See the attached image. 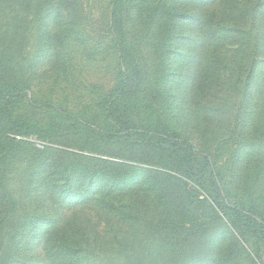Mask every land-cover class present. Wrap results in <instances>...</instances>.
I'll return each mask as SVG.
<instances>
[{"label":"rangeland","instance_id":"374dc122","mask_svg":"<svg viewBox=\"0 0 264 264\" xmlns=\"http://www.w3.org/2000/svg\"><path fill=\"white\" fill-rule=\"evenodd\" d=\"M205 1L130 0L123 19L126 41L134 45L147 33L139 17L145 21L150 9L161 6L172 13L171 39L151 78L164 92L169 120L198 151L197 167L204 175L199 186L179 174L182 181L177 180L160 149L113 146L102 139L115 132L98 105L113 91L117 76L109 68L108 49L117 44L109 30L110 0H0V191L7 196V202L0 199V264H134L133 256L143 263L152 252L158 253L155 264H264V240L242 235L225 213L226 205L248 202L249 190L257 194L264 186V121L259 128L252 116L256 127L244 144L246 111H237L238 98L233 111L225 109L226 101L241 94L238 78H246L238 68L240 54L233 64L235 49L218 50L225 59L218 75L222 86L201 88L199 94L188 88L195 70L200 73L201 67L210 78L209 66L217 60L208 43L197 60L194 55L196 18ZM78 10L88 34L102 39V62L67 46V29ZM142 58L149 64L155 60L147 51ZM105 162L114 165L109 174ZM118 167L123 181L122 175H110ZM211 171L221 182L216 194ZM109 177L118 179L113 187ZM161 187L190 204L180 222L191 226L190 236L173 239L180 245L168 244L172 240L161 231L163 222L179 223L164 217V211L179 212L158 196Z\"/></svg>","mask_w":264,"mask_h":264},{"label":"trees","instance_id":"16d2710c","mask_svg":"<svg viewBox=\"0 0 264 264\" xmlns=\"http://www.w3.org/2000/svg\"><path fill=\"white\" fill-rule=\"evenodd\" d=\"M126 1L130 2V0ZM126 1L110 0L109 2L111 7L109 30L114 34L117 41L116 45L110 41L112 47L108 49V52L113 55V58L109 68L117 72V76L113 91L109 95L101 97L98 105L106 115L107 120L114 125L112 127L115 132L111 135L110 133L104 134L102 139L110 140L113 146L140 143L137 145L143 148L160 149L162 153H167V156L162 159L168 164L167 168L173 172L177 180L182 181L180 177L176 176V174H179L201 186L204 175L197 167L195 153H198V151L183 135L182 131L169 120L170 106L165 99L164 92L160 88L159 81L151 78L157 74V69L160 68L158 54L164 50L162 47L166 46L171 39L170 28L174 26L172 13L167 10L166 6H161L155 7L153 12L150 9L149 15H147L148 19L145 21L139 17V26H147V33L141 35L140 39L136 38V44L132 45V43L126 41L123 27L124 15L127 11L125 8ZM139 1L144 3L145 0ZM207 4H209L208 9L205 8ZM200 8L201 17L196 18L200 21V24L198 29H194L197 35L195 38L196 43H199V48L194 51L195 59L199 58L204 51L203 47L208 43L214 46L213 55L217 56V60L209 66L210 70L214 69V73L210 78L204 74L201 67L200 73H197L194 69L195 73L188 80V88L199 94L201 88H208L212 91L217 86H222L218 75L222 67H225V59L218 53V50L221 47L235 49L229 62L234 64L236 62L234 60L235 56L237 55L239 58L240 54L238 68L240 74H246V78L245 80H239L238 78L236 84L240 83L241 94L235 96L234 101L232 99L226 101L225 109L227 112L233 111L238 98L240 104L237 111L241 115L246 111V114L242 117L246 125L241 132L245 144L253 135V130L256 127L251 124L252 116L253 121L256 117L255 123L259 128L264 121L262 112H260L264 111V0L251 2L249 0H206L201 3ZM77 13L79 14L77 20L74 19L72 26L67 29V46L77 50L82 49L91 58L89 60L102 62L106 59V50L101 45L102 39L96 41L95 36L88 34L87 23L81 17L82 11L78 10ZM157 42L159 43L157 44ZM140 44L145 45L141 52ZM144 51L155 57L152 64L142 58ZM242 56L243 58H241ZM112 64H115L116 68L113 69ZM214 109L218 111L216 106ZM37 126H33L37 132L42 134L47 132V129H40ZM92 132L96 131L92 130ZM106 142L108 143V141ZM204 159L203 170L206 173L205 166H208L209 162L207 157H204ZM105 163V170L109 174L107 168L114 165L109 162ZM118 169L110 175H122L121 168L118 167ZM97 173L105 175L102 170H98ZM109 178L111 179V187H113L118 179L115 177ZM209 178L212 193L216 194L219 190H222L221 182L217 181L216 174L213 171L209 172ZM124 179L123 177L121 181ZM159 191L158 196H161L162 201L166 200L169 206L168 209L179 212L172 216V212L164 211V217L169 216L168 220L177 219L179 223L163 222L161 231L167 232L168 238L170 237L172 240L168 244L180 245V241H174L173 239H175V236H190L188 232L191 226L187 227L186 224L180 223L184 218L185 209L189 210L190 204L184 199V201L178 199L180 197H177L173 191L163 187ZM256 192L257 194L249 190L250 200L248 202H242L232 207L226 205L225 213L242 235L251 233L255 237L264 240V186ZM5 196L4 193L0 194V199L3 202H7V196ZM192 239L189 238L187 241L189 242ZM189 248L182 253L185 258L190 257L188 255ZM153 249L159 250L157 245ZM157 254V252L148 253L143 263L142 260L139 263L140 255L133 256L132 259L134 258V264H145V261L147 264H155L158 261ZM177 264L182 263L179 261Z\"/></svg>","mask_w":264,"mask_h":264}]
</instances>
